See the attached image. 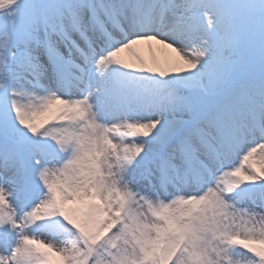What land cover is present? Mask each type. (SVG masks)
Returning <instances> with one entry per match:
<instances>
[{
  "label": "snow or ice",
  "instance_id": "obj_1",
  "mask_svg": "<svg viewBox=\"0 0 264 264\" xmlns=\"http://www.w3.org/2000/svg\"><path fill=\"white\" fill-rule=\"evenodd\" d=\"M0 264H264V0H0Z\"/></svg>",
  "mask_w": 264,
  "mask_h": 264
}]
</instances>
